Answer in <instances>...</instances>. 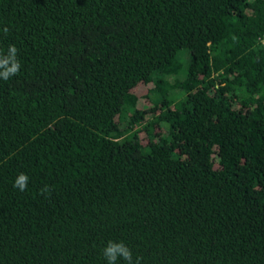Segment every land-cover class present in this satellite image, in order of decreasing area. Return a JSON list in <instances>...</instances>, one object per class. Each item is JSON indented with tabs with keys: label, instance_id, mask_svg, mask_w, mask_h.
<instances>
[{
	"label": "trees",
	"instance_id": "1",
	"mask_svg": "<svg viewBox=\"0 0 264 264\" xmlns=\"http://www.w3.org/2000/svg\"><path fill=\"white\" fill-rule=\"evenodd\" d=\"M10 45L0 264H264V0H0Z\"/></svg>",
	"mask_w": 264,
	"mask_h": 264
},
{
	"label": "clouds",
	"instance_id": "2",
	"mask_svg": "<svg viewBox=\"0 0 264 264\" xmlns=\"http://www.w3.org/2000/svg\"><path fill=\"white\" fill-rule=\"evenodd\" d=\"M5 35L9 29H2ZM19 50L15 45H10L6 52L0 51V81H9L17 76L21 70L19 60ZM29 184V176L25 173H19L13 182V187L21 192L27 190ZM51 191L49 185L45 184L40 189V194L45 195ZM102 255L106 260V264H140V257L133 259L132 250L123 242L117 240H109L102 249Z\"/></svg>",
	"mask_w": 264,
	"mask_h": 264
}]
</instances>
